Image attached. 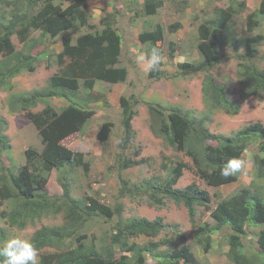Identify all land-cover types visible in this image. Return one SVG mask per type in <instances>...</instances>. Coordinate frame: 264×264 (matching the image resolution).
<instances>
[{
    "label": "rangeland",
    "instance_id": "rangeland-1",
    "mask_svg": "<svg viewBox=\"0 0 264 264\" xmlns=\"http://www.w3.org/2000/svg\"><path fill=\"white\" fill-rule=\"evenodd\" d=\"M55 5H62L63 9L69 3L61 0H52ZM162 5L154 12H148L144 7L145 0H88L84 9L90 27H81L74 20L77 31L76 38L87 32L96 33L102 30L103 22L111 24L121 37V58L116 67L128 69L126 83L111 84L97 81L94 88L86 90L83 82L79 91L68 92L65 97L48 98L36 107L24 108L22 100L25 97L49 88L50 79L60 72L58 55L61 53V38L53 44L49 38H42L41 31H31L25 40L13 35L12 41L17 53L27 56L43 51L37 58L35 71L23 70L20 74L0 82V128L9 143L2 153L4 168L0 162V176L5 174L18 175L24 166H29L37 178L47 177L45 190L51 197L63 195L62 183L68 185L69 198L90 203L94 199L109 207L122 205L121 218L127 224L133 218H147L156 220L161 218L167 227L156 239L145 236L130 235L126 240L130 244L147 245L157 241L159 247L156 253L161 256L172 255L181 247L182 236L185 244L193 251L196 263L199 264H233L228 258L229 229L222 232H203L196 237L187 209L182 204H176L172 199L163 198L162 204L157 205L150 199V194L156 187L166 186L171 177L172 170L180 163L185 165L182 176L174 185V189L186 191L191 184L206 190L211 200L208 203L210 210L204 206L196 205V225L214 226L211 217L217 205L235 196L241 189L248 187L264 198V178L257 175L255 157H264L260 150L263 139H256L242 155L247 163L246 175H240L237 182L223 186L211 187L201 179L192 158L188 155L191 149H200L201 144L189 140L182 149L179 144L173 146L160 132L162 120H167L172 111H180L190 121L203 122V126L214 136L222 140L235 138L248 127L261 125L264 133V92L260 95L252 94V88L245 79L244 68L240 66L238 56L245 55L247 38L264 35V15L258 14L262 0H236L245 1L246 9L239 15L233 16L221 30L219 49L225 61L215 65L210 71L218 83L226 87L231 103L240 104V112L232 114L221 108L214 107L211 100L203 95V73L180 74L179 65L183 63H201L204 57L199 51L200 37L198 28L201 24L218 21L233 5L232 0H157ZM27 7L25 0H0V31L14 19L22 14ZM255 13V20L259 26L253 31L247 30V17ZM158 27L163 29V40L153 45L151 42H141L140 34L155 31ZM33 39L43 40V44L32 49ZM152 47H158L165 55L166 60L156 70L148 68L146 62L138 63L137 55L150 52ZM257 58L254 65L264 72V44L256 47ZM174 52V55L171 53ZM4 57L0 54V73L4 72L2 62ZM251 63V62H250ZM151 71L166 74L161 80L149 78ZM105 96L97 101L96 97ZM125 96L134 104L135 116L132 120L133 136L129 140L125 152L121 144L125 137L122 126V108L120 98ZM70 104L93 109L95 114L84 129L62 141V144L76 153L82 154L81 162L71 164V167L45 173L43 162L39 157L29 162L26 156L28 149H33L41 155L44 150L43 140L35 125L27 118V112L40 113L47 106L57 112ZM152 104L163 111L162 115L150 112L148 105ZM111 122V133L105 142L99 141L97 135L101 126ZM262 140V141H261ZM261 141V143H260ZM137 152L139 154L137 155ZM124 153V155H123ZM122 154L131 167L120 174L132 185V191L121 195L122 183L118 179L119 156ZM136 185V186H135ZM161 197V194L159 195ZM70 201V202H72ZM20 206L15 198H0V230L6 233L0 246L6 239L18 236L21 239L32 240L35 233L42 228L60 227L69 223L68 204L59 202V208L40 212L34 219H28L23 229L9 223V216ZM119 219L107 218L95 213L85 216L78 226V236L84 238L81 242L94 243L99 249L111 244V237L117 232ZM264 229V223L248 227L249 237L243 238V252L246 256H255L258 264H264V256L258 244V237ZM209 243V248L206 247ZM66 244L77 246V239H69ZM119 246L114 248L117 250ZM54 247H45L40 251L41 257L45 254L55 253ZM148 264H156L160 258L153 259L149 252H145ZM130 264L133 261L130 260ZM180 264H183L181 261Z\"/></svg>",
    "mask_w": 264,
    "mask_h": 264
},
{
    "label": "trees",
    "instance_id": "trees-1",
    "mask_svg": "<svg viewBox=\"0 0 264 264\" xmlns=\"http://www.w3.org/2000/svg\"><path fill=\"white\" fill-rule=\"evenodd\" d=\"M27 7L25 11L16 15L4 30L0 31V54L4 57L2 62L6 70L0 73V82L3 83L9 78L20 74L23 70L34 72L37 58L43 51L36 54L30 53L27 56L17 53L13 44V35L19 36L22 40L31 31H41L42 38H50L53 44H57L61 38L62 50L58 55L60 65L59 74L50 79L49 88L41 92L33 93L22 100L24 108L36 107L48 98H58L67 96L68 92L79 91L80 83L86 90H92L97 81L121 84L126 83L128 79V69L116 67L121 58V37L111 24L103 22L102 30L96 33L87 32L73 38L77 28L73 23L78 21L79 28L90 27L88 17L84 9L87 7L88 0H61L62 3H69L66 9L62 5H55L52 0H25ZM238 7L233 5L228 9L223 17L218 21L203 23L199 26L200 37L199 51L204 57L201 63H183L179 65L180 74L203 73L204 86L203 95L208 97L213 106L221 108L232 114L240 112L239 103H231L227 96L226 87L217 82L211 74L213 67L220 62L225 61L219 49L221 30L227 26V22L233 16L241 14L246 9L245 1L232 0ZM162 5L161 1L145 0L144 7L150 13L157 10ZM258 14L264 15V0L260 3ZM255 13L247 17V30L253 32L259 22L255 19ZM163 40V29L158 27L155 31L140 34L141 42H151L155 45ZM32 49L43 44V40L33 39ZM264 44V35L257 34L247 38L245 55L238 56L241 61L240 66L244 68L245 79L252 88L253 95L264 92V72L260 71L255 65L254 60L257 56L256 47ZM174 55V52L171 53ZM251 62V63H250ZM169 77L156 71H151L150 79L161 80ZM105 96L96 97L93 100L103 99ZM122 108V126L124 127L125 137L121 144V149L125 152L129 140L133 136L132 120L135 116L134 104L130 99L122 96L120 98ZM150 112L163 114V111L152 104L148 105ZM95 114L93 109L80 107L70 104L63 108L59 113L51 106H47L40 113L27 112V118L37 128L43 143L44 150L41 155L33 149L26 151L29 162H33L39 157L43 162L45 173L54 170L71 167V164L81 162L82 154L76 153L62 144L67 137L76 134L84 129L89 120ZM111 122L104 123L97 135L101 142H105L111 133ZM263 126L255 125L248 127L239 133L235 138L222 140L211 134L204 126L203 122L194 123L186 118L180 111H172L167 120H162L160 132L165 135L168 142L178 148L189 141L194 140L201 144L200 149H191L188 155L192 158L194 165L201 179L205 180L211 187H220L229 183L236 182L237 177L224 179L220 175L221 167L229 159L240 158L256 139H263ZM262 141V140H261ZM260 141V143H261ZM9 146L6 136L0 128V162L2 168V153ZM260 150L264 152V139ZM139 152H137V155ZM124 155V153H123ZM120 154L118 164V179L122 183L120 192L124 196L130 193L131 183L120 173L131 167L130 161ZM257 175L264 178V157L257 155L254 159ZM185 165L178 164L171 173L166 186L156 187L150 194V199L157 205L162 204L163 198L172 199L176 204H182L188 211L190 222L194 227V235L199 237L203 232L218 231L222 232L229 229L228 237V258L233 264H258L255 256L248 257L243 252L242 239L249 237L248 227L264 223V198L259 193L253 192L248 187L241 189L235 196L228 200L220 202L212 211L211 217L214 220V226L205 224L196 225V205L204 206L210 210L208 203L211 200L210 194L196 184H191L186 191L174 189V185L182 176ZM47 177L37 178L33 175L29 166H24L18 175L5 174L0 176V198L5 200L15 198L20 201L18 209L12 211L9 216V223L23 229L28 219H34L40 212L59 208L57 203L66 202L69 206L67 212L69 223L60 227L42 228L33 236V242L41 251L45 247H54L57 252L45 254L41 257L40 264H148L145 252L151 254V258H160L156 264H199L193 251L185 244V236H182L181 247L176 249L172 255L161 256L156 253L160 246L157 241H151L147 245L130 244L126 237L130 235L145 236L152 240L167 229L161 218L154 221L147 218H133L127 224H124L121 215L123 213L122 205L109 207L94 199H90L89 204L81 200H71L69 198L68 185L62 183L63 195L56 197L51 202V197L46 192L38 193V190H45ZM136 186V185H135ZM161 194V197L159 195ZM72 201V202H70ZM101 214L112 219L117 217V232L111 237V244L99 249L94 243H84L81 240L83 236H78V226L85 216L92 214ZM6 237V233L0 230V243ZM69 239H77L79 245H67ZM258 244L264 256V229L258 237ZM118 245L119 249L114 246ZM209 248V243L206 250Z\"/></svg>",
    "mask_w": 264,
    "mask_h": 264
},
{
    "label": "clouds",
    "instance_id": "clouds-1",
    "mask_svg": "<svg viewBox=\"0 0 264 264\" xmlns=\"http://www.w3.org/2000/svg\"><path fill=\"white\" fill-rule=\"evenodd\" d=\"M136 60L138 63L146 62L148 68L156 70L166 57L158 47H152L150 52L137 55ZM247 163L242 157L229 159L221 167L220 175L224 179L246 175ZM0 264H40V250L33 242L14 236L0 246Z\"/></svg>",
    "mask_w": 264,
    "mask_h": 264
},
{
    "label": "crops",
    "instance_id": "crops-1",
    "mask_svg": "<svg viewBox=\"0 0 264 264\" xmlns=\"http://www.w3.org/2000/svg\"><path fill=\"white\" fill-rule=\"evenodd\" d=\"M121 42H122V40H121ZM237 181H238V180H237ZM237 181H236V182H237ZM233 183H235V182H233ZM229 184H232V183H229ZM229 184H226V185H229ZM226 185H223V186H226ZM223 186H221V187H223Z\"/></svg>",
    "mask_w": 264,
    "mask_h": 264
}]
</instances>
